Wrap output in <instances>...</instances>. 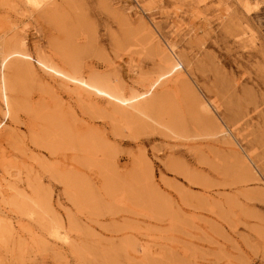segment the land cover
Instances as JSON below:
<instances>
[{
    "label": "rangeland",
    "instance_id": "1",
    "mask_svg": "<svg viewBox=\"0 0 264 264\" xmlns=\"http://www.w3.org/2000/svg\"><path fill=\"white\" fill-rule=\"evenodd\" d=\"M0 264H264V0H0Z\"/></svg>",
    "mask_w": 264,
    "mask_h": 264
},
{
    "label": "bare ground",
    "instance_id": "2",
    "mask_svg": "<svg viewBox=\"0 0 264 264\" xmlns=\"http://www.w3.org/2000/svg\"><path fill=\"white\" fill-rule=\"evenodd\" d=\"M29 3H37V0H27ZM13 55H15V56H17V57H20V58H22V59H25V60H28V59H30L31 60V58L28 56V55H26V54H23V53H15V54H13ZM13 55H7L4 59H3V63H2V65L4 66L5 64H6V62L10 59L9 57H11V56H13ZM38 64L41 66V67H43V68H46V69H49L52 73H55L56 75H59V76H61V77H63L64 79H66L67 81H69V82H72V83H74L75 85H76V87H85L86 89H88V91H90V92H93V93H95V94H97V95H107L108 96V98L110 99V100H113V101H115V102H117L119 105H126L127 104V101L128 100H126V99H121V98H118V97H115V96H112L111 94H107V93H105V92H103L102 90H100V89H98V88H96V87H94V86H91V85H88V84H86L85 82H83V81H81V80H78L77 78H75L74 76H72V75H70V74H66V73H63V72H61V71H58V70H56V69H54V68H52V67H47L45 64H43L42 62H39L38 61ZM3 86L5 87V84H3ZM87 91V90H86ZM143 97H145V96H143V95H141V98H143ZM133 98H135V97H133ZM138 98V97H137ZM4 99H5V104H6V107H7V109H9V106H8V102H7V99H6V96H4ZM133 100V99H132ZM135 101V100H134ZM8 111V110H7ZM57 233V232H56ZM57 235H60L59 233H57ZM59 237V236H58Z\"/></svg>",
    "mask_w": 264,
    "mask_h": 264
}]
</instances>
